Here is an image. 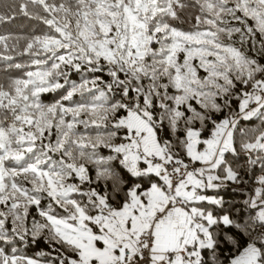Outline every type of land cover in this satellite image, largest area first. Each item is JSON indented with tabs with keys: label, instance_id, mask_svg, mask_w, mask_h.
Returning a JSON list of instances; mask_svg holds the SVG:
<instances>
[{
	"label": "snow or ice",
	"instance_id": "obj_1",
	"mask_svg": "<svg viewBox=\"0 0 264 264\" xmlns=\"http://www.w3.org/2000/svg\"><path fill=\"white\" fill-rule=\"evenodd\" d=\"M0 264H264V0H0Z\"/></svg>",
	"mask_w": 264,
	"mask_h": 264
},
{
	"label": "trees",
	"instance_id": "obj_2",
	"mask_svg": "<svg viewBox=\"0 0 264 264\" xmlns=\"http://www.w3.org/2000/svg\"><path fill=\"white\" fill-rule=\"evenodd\" d=\"M26 23H28V22H26ZM31 23H33L34 24V22H31ZM23 27V26H22ZM48 99H50V97H45V100H48ZM229 201H233V200H235V201H239L240 200V196L239 195H235V196H233V195H229L228 197H226ZM223 251H224V255L225 256H227L228 255V248L226 247V246H223Z\"/></svg>",
	"mask_w": 264,
	"mask_h": 264
}]
</instances>
